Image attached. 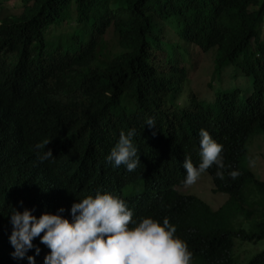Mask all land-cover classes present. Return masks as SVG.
<instances>
[{
    "label": "trees",
    "instance_id": "16d2710c",
    "mask_svg": "<svg viewBox=\"0 0 264 264\" xmlns=\"http://www.w3.org/2000/svg\"><path fill=\"white\" fill-rule=\"evenodd\" d=\"M263 23L264 0H0V76L12 82L1 100L41 131L23 118L0 124V157L7 159L0 164V191L29 199L42 163H48L37 161L35 145L47 135L74 198L92 184L116 133L134 128L152 155L185 153L190 135L153 133L144 123L157 110L179 109L186 78L179 63L193 50L214 49L211 88L225 77L243 76L254 85L247 100L233 88L220 95L227 99L211 104L216 109L199 102L193 110L225 147L224 179L214 172V191H230L231 197L217 210L193 195L160 208L193 249L192 264H264V181L247 168L245 141L252 131L264 132ZM164 41L176 42L173 55L162 52ZM231 66L232 72L225 70ZM19 129L24 133L17 139L26 141L13 153L9 136ZM234 151L233 161L227 160ZM232 170L240 173L235 180ZM134 186L113 184L131 202L152 198ZM148 203L147 216L162 221L164 213Z\"/></svg>",
    "mask_w": 264,
    "mask_h": 264
},
{
    "label": "clouds",
    "instance_id": "9594fccd",
    "mask_svg": "<svg viewBox=\"0 0 264 264\" xmlns=\"http://www.w3.org/2000/svg\"><path fill=\"white\" fill-rule=\"evenodd\" d=\"M263 25L264 23L258 33V42H264ZM165 44L164 41L160 47L162 52ZM252 44L255 42L252 41ZM211 51L215 50L207 52ZM182 62L179 65L186 70V78L181 96L176 100L179 109L157 110L144 125L153 133L168 130L177 135H190L186 152L176 156L152 155V150L136 135L134 128L116 133L112 143L102 152V162L93 175L92 184L74 198L68 192L71 182L58 165L54 143L49 135L44 136L43 144L35 145L36 159L41 163L47 160L48 163H42L36 189L29 199L16 198L0 191V264L196 263L193 249L176 235V226L170 223L160 204L180 196L193 195L211 207L195 192L188 191L205 174L211 178V185L209 179L205 182V187L209 182L210 186L206 188H210L213 195L227 196L224 203L230 199V191H214V172L218 179H224L225 147L216 136L211 137V129L202 125L205 121L193 110L199 102H202L204 109H216L211 104L227 99L228 96L220 95L230 93L226 90L233 89H223L217 96L206 93L199 95L193 90L185 89L188 81L187 68ZM12 70L9 69L10 72ZM10 83L12 82L0 76V124L10 125L23 118L33 131L40 133L27 118L18 113V109L1 100ZM250 95L245 99L239 95L238 97L247 100ZM186 106L189 108L186 109ZM145 115L149 117L150 113ZM197 126L200 129L195 135ZM6 132L9 133V130ZM260 132L263 131L255 130L245 135L246 155L249 138ZM20 133H24V130L10 133V148L13 153L21 150L26 141L17 139ZM2 142L0 131V146ZM46 146L48 150H45ZM234 154L235 151L231 159L227 160L233 161ZM6 161L7 159L0 157V164ZM83 162V166L87 167V155L83 156L81 163ZM230 166L228 165L229 168ZM247 168L250 169L248 162ZM228 174L235 180L240 173L232 170ZM120 181L129 182L133 186L135 184L136 189H147L152 198L148 200L142 196L131 202L124 193L113 187V184ZM148 201H152L158 212L164 213L162 221L147 216ZM223 204L215 206L221 207ZM167 207L171 210L170 205Z\"/></svg>",
    "mask_w": 264,
    "mask_h": 264
},
{
    "label": "rangeland",
    "instance_id": "374dc122",
    "mask_svg": "<svg viewBox=\"0 0 264 264\" xmlns=\"http://www.w3.org/2000/svg\"><path fill=\"white\" fill-rule=\"evenodd\" d=\"M14 13H19V11H13ZM264 29V25H263ZM264 32V30H263ZM168 34L175 37V32H169ZM111 46L116 45V39L113 34L110 32L107 37ZM176 51V42L173 41L171 44H165L163 46V52L168 56L173 55ZM178 52L177 54H179ZM215 51L203 52L202 50H194L189 59L184 60L182 62L183 65L187 68V84L185 85V89H190L196 92L197 94L206 93L207 95L217 96L222 93L223 89H233L236 88L239 90L238 95L240 98L245 99L248 95L253 93L254 85L253 83L246 77H239L238 79H233L231 77H225L223 79H218L213 82L214 86L211 88L209 83L212 80V72H213V59H214ZM227 71H233L232 66L226 68ZM251 159V160H250ZM247 160L248 166L250 170H252L258 178L263 180L264 178V133H256L252 135L247 143ZM211 178L208 174L201 175L198 181L188 188V191L195 192L197 195L202 197L205 201H207L213 209H218L227 200V196L217 194L213 195L210 191L209 182H205ZM212 187V186H211Z\"/></svg>",
    "mask_w": 264,
    "mask_h": 264
},
{
    "label": "bare ground",
    "instance_id": "6f19581e",
    "mask_svg": "<svg viewBox=\"0 0 264 264\" xmlns=\"http://www.w3.org/2000/svg\"><path fill=\"white\" fill-rule=\"evenodd\" d=\"M29 85V84H28ZM32 85V84H31ZM31 85H29V86H27V87H30ZM31 88H32V86H31ZM28 88H26V90H27Z\"/></svg>",
    "mask_w": 264,
    "mask_h": 264
}]
</instances>
